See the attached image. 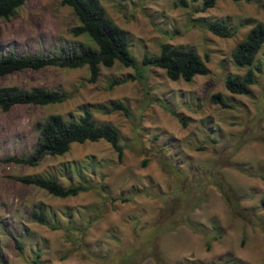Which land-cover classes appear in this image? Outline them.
<instances>
[{
    "label": "rangeland",
    "instance_id": "374dc122",
    "mask_svg": "<svg viewBox=\"0 0 264 264\" xmlns=\"http://www.w3.org/2000/svg\"><path fill=\"white\" fill-rule=\"evenodd\" d=\"M184 1L187 7L179 0H99L126 32L137 73L115 63L99 66L92 84L85 67L0 77V87L70 94L59 104L0 111V264H32L35 254L38 264H264V44L251 66L255 82L247 95L231 94L223 84L226 74L246 70L232 61L231 51L253 25H264V0H216L203 12L195 11L201 0ZM59 2L27 0L0 19V56L53 54L66 42H87L70 35L78 22ZM198 19L217 20L234 34L216 37L196 25ZM161 43L205 56L208 73L186 83L143 66L144 55H157ZM212 93L230 108L211 104ZM116 102L127 116L104 113ZM83 110L94 123L117 129L120 160L99 140L72 143L63 155L45 156L34 167L4 161L31 151L36 124L48 115L70 121ZM22 177L89 189L57 198ZM217 199L222 207L213 212L208 206ZM38 208L46 225L29 216ZM173 226V233L164 231Z\"/></svg>",
    "mask_w": 264,
    "mask_h": 264
},
{
    "label": "trees",
    "instance_id": "16d2710c",
    "mask_svg": "<svg viewBox=\"0 0 264 264\" xmlns=\"http://www.w3.org/2000/svg\"><path fill=\"white\" fill-rule=\"evenodd\" d=\"M25 1L27 0H0V19L10 17ZM179 1L181 6L187 7L184 0ZM215 1L201 0L200 7L195 11L203 12L211 8ZM59 3L61 6L68 7L78 22V25L70 28V35L72 37L85 36L87 42H66L64 45H60L58 51L53 54L15 56L12 53H7L0 56V77L25 69L40 70L45 67L78 69L85 67L88 72L86 82L92 84L98 79L99 66L110 68L115 63H119L123 67L132 68L136 73L138 72V67L128 50L126 32L105 15L99 0H60ZM197 23L196 25H200L207 32L219 38H230L234 34L226 24L217 20L204 22L202 19H198ZM262 44H264V25L256 23L231 51L232 61L237 66L245 67L246 70L241 76L225 75L223 84L227 92L237 95L249 93V86L255 82L251 66ZM204 58L202 60L192 48L174 47L168 43H161L158 54L144 55L141 64L163 70L165 77L170 81L182 80L188 83L194 76L208 73L205 66L207 58L205 56ZM127 80L128 78L114 80L109 83V87L124 83ZM69 97V93L58 89L32 88L22 90L15 86L0 87V111L6 112L14 105L46 106L59 104ZM208 100L211 104L222 109L230 108L218 93L210 94ZM111 111H120L125 116L128 115L127 108L117 102L104 110V113ZM170 114L176 116L173 112ZM35 128L37 136L31 151L23 157H9L4 161L34 167L45 156L63 155L72 143L81 144L99 140L109 144L115 152L117 160L122 157L123 147L119 145L117 129L110 123H94L89 110H83L76 120L70 121H65L58 114H50L43 122L36 124ZM145 164L146 161L142 160L141 165L145 166ZM20 181L38 187L57 198L74 197L89 189L87 185L80 184L63 187L54 179L42 177H22ZM260 206L264 209V197L260 200ZM29 216L40 224H47V218L39 208L32 211ZM161 226L155 227L160 228ZM174 227L164 229V231H170ZM51 228L55 229L54 226ZM204 244L205 249H208V242L204 240ZM16 248L20 250L19 245ZM35 257L37 258L38 254H35ZM36 258L32 260V264H38Z\"/></svg>",
    "mask_w": 264,
    "mask_h": 264
},
{
    "label": "crops",
    "instance_id": "0c3cea01",
    "mask_svg": "<svg viewBox=\"0 0 264 264\" xmlns=\"http://www.w3.org/2000/svg\"><path fill=\"white\" fill-rule=\"evenodd\" d=\"M218 202H220V199H217V201L214 203V204H212V205H210V206H208L209 208H211L212 210H213V212H217V211H220V207H222V205H219V203ZM178 228H174V229H172L171 231V233H173L174 231H176ZM189 235V234H188ZM188 235H187V237H188ZM193 237L194 236H191V238L190 239H193Z\"/></svg>",
    "mask_w": 264,
    "mask_h": 264
}]
</instances>
